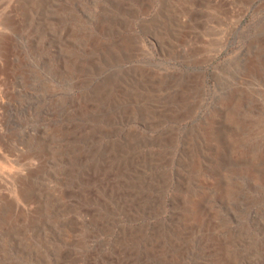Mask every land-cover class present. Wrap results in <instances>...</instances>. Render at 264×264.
Masks as SVG:
<instances>
[{"label":"rangeland","instance_id":"1","mask_svg":"<svg viewBox=\"0 0 264 264\" xmlns=\"http://www.w3.org/2000/svg\"><path fill=\"white\" fill-rule=\"evenodd\" d=\"M2 9L0 264H264V0Z\"/></svg>","mask_w":264,"mask_h":264},{"label":"bare ground","instance_id":"2","mask_svg":"<svg viewBox=\"0 0 264 264\" xmlns=\"http://www.w3.org/2000/svg\"><path fill=\"white\" fill-rule=\"evenodd\" d=\"M11 11V10H10ZM12 22V16L10 12H7L5 10H0V59L5 60L6 59V54L4 51L3 45L7 42V34L9 33L8 30L10 29ZM10 41V40H9ZM8 43V42H7ZM7 46V45H6ZM7 49V48H5ZM9 56V55H8ZM7 61V59H6ZM4 63V62H3ZM6 63V62H5ZM7 64V63H6ZM1 65V64H0ZM2 66V65H1ZM4 66V65H3ZM5 67V66H4ZM6 68V67H5ZM2 69V68H0ZM6 107V106H5ZM8 108V107H7ZM3 109V108H2ZM5 110V108L3 109ZM4 112V111H3ZM6 112V111H5ZM7 115V114H6ZM3 116V115H2ZM3 118V117H2ZM7 122V121H6ZM5 124V123H4Z\"/></svg>","mask_w":264,"mask_h":264}]
</instances>
